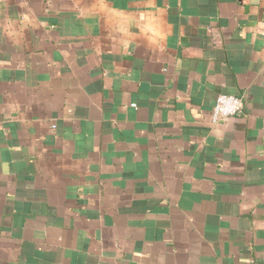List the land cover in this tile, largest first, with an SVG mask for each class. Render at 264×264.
<instances>
[{"label":"crops","instance_id":"1","mask_svg":"<svg viewBox=\"0 0 264 264\" xmlns=\"http://www.w3.org/2000/svg\"><path fill=\"white\" fill-rule=\"evenodd\" d=\"M264 0H0V264H264ZM220 94L243 112L214 124Z\"/></svg>","mask_w":264,"mask_h":264},{"label":"built area","instance_id":"2","mask_svg":"<svg viewBox=\"0 0 264 264\" xmlns=\"http://www.w3.org/2000/svg\"><path fill=\"white\" fill-rule=\"evenodd\" d=\"M261 30L264 34V22L261 24ZM243 109L244 100L241 96L233 94H220L213 108L212 122L214 124L224 122L228 117L242 113Z\"/></svg>","mask_w":264,"mask_h":264}]
</instances>
